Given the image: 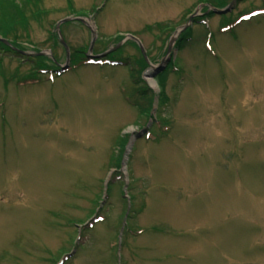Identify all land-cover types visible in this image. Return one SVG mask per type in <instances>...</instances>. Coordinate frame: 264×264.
<instances>
[{
    "label": "rangeland",
    "instance_id": "1",
    "mask_svg": "<svg viewBox=\"0 0 264 264\" xmlns=\"http://www.w3.org/2000/svg\"><path fill=\"white\" fill-rule=\"evenodd\" d=\"M233 1L0 0V264H264V0Z\"/></svg>",
    "mask_w": 264,
    "mask_h": 264
},
{
    "label": "water",
    "instance_id": "2",
    "mask_svg": "<svg viewBox=\"0 0 264 264\" xmlns=\"http://www.w3.org/2000/svg\"><path fill=\"white\" fill-rule=\"evenodd\" d=\"M235 2H236V0H234L226 9H215L218 13H226V12H229V11H231L232 10V8L234 7V4H235ZM77 20H79V21H81V22H83V23H85V24H87L88 25V27H91L90 25H89V23L84 19V18H76ZM71 20H75V19H72V18H70V19H65V20H63V21H61L60 22V24L62 23V22H68V21H71ZM186 26L187 25H185L184 27H183V29L184 28H186ZM91 29H92V34H93V36H95V31H94V29L91 27ZM180 31H177L176 33H179ZM135 39V38H134ZM3 41H5L4 39H3ZM61 42L64 44V46L67 48V45H66V42H65V40H64V37L62 36V34H61ZM172 42H174V38H172V40H171V42H170V47H169V52L167 53L168 55L170 54V52H171V49H172V45H173V43ZM141 49H142V51H143V53H145L144 52V47L141 45ZM91 52H92V49H91ZM90 56H91V54H90ZM165 62V60L163 61V63ZM162 63V64H163ZM68 64L69 63H67V65H65V68L68 66ZM163 68V67H162ZM161 70V69H160Z\"/></svg>",
    "mask_w": 264,
    "mask_h": 264
},
{
    "label": "trees",
    "instance_id": "3",
    "mask_svg": "<svg viewBox=\"0 0 264 264\" xmlns=\"http://www.w3.org/2000/svg\"><path fill=\"white\" fill-rule=\"evenodd\" d=\"M30 5L32 6V8H34L37 4V0H30ZM26 4H29V3H26ZM35 9V8H34ZM10 32L12 33L13 32V28L12 26L10 25H2L0 24V35H2L3 37H7V35L10 34ZM5 49L6 46L4 44H1Z\"/></svg>",
    "mask_w": 264,
    "mask_h": 264
},
{
    "label": "bare ground",
    "instance_id": "4",
    "mask_svg": "<svg viewBox=\"0 0 264 264\" xmlns=\"http://www.w3.org/2000/svg\"><path fill=\"white\" fill-rule=\"evenodd\" d=\"M151 74H152V71L149 70V71L146 73V76H147V79L151 82V85H154L155 82H154V80H153ZM62 76H63V75H62Z\"/></svg>",
    "mask_w": 264,
    "mask_h": 264
}]
</instances>
